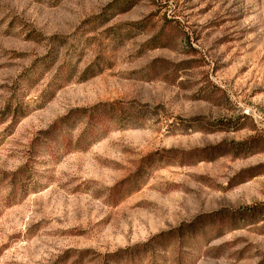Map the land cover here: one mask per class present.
Returning <instances> with one entry per match:
<instances>
[{
	"label": "rangeland",
	"instance_id": "1",
	"mask_svg": "<svg viewBox=\"0 0 264 264\" xmlns=\"http://www.w3.org/2000/svg\"><path fill=\"white\" fill-rule=\"evenodd\" d=\"M0 264H264V0H0Z\"/></svg>",
	"mask_w": 264,
	"mask_h": 264
}]
</instances>
